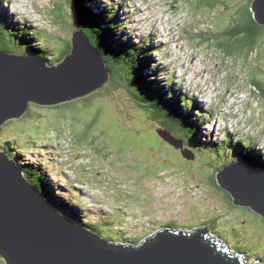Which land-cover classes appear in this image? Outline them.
<instances>
[{"label": "rangeland", "instance_id": "rangeland-1", "mask_svg": "<svg viewBox=\"0 0 264 264\" xmlns=\"http://www.w3.org/2000/svg\"><path fill=\"white\" fill-rule=\"evenodd\" d=\"M12 1L18 2L9 0L8 5H4V1L0 0V8L6 13V22L9 26L17 28L18 25L13 24L17 23L18 16L17 19L28 23L26 19L28 16L41 29V33L47 34L50 43L55 40L58 32L48 22L49 15L42 12V5L46 6L43 0H39L41 4L37 0L34 2L20 0L22 6H25L26 12L20 10L22 8L18 3L11 7ZM44 1L48 3V1ZM134 1L139 7V12L136 17L128 21L133 29L128 32L129 44L130 41L135 43L146 41L148 43L145 47L146 51L147 47L152 51L158 50V53L152 56L154 60L149 58L150 61L157 62L155 65L158 68H160V64L164 63L163 66L168 69L164 74L158 71L152 63L146 69L150 71L149 80L158 81L163 89L169 87L172 93L177 92L184 101L186 95L181 93L180 85L168 82L171 80L170 74L175 76L173 80L176 82L180 83V79L187 82L188 90L193 89L192 96L197 98L198 109L204 112V116L199 118L201 119L199 121L192 110L190 111L191 120L194 124L199 125L196 138L201 141V147L204 148L205 144L214 145V142H224L225 145H229L227 140V142L224 141L229 134L232 137H237L238 142L250 144V147L258 143L257 147L261 150L260 148L264 147V96H261L263 99L261 103L258 90L254 89L253 82L264 85V56L260 52H264L263 48L260 46L255 48L256 52L254 53L257 54V58L251 57V53L248 55L242 53L241 50L221 54L218 38L211 34L204 36L205 32L219 33L230 27V24H235L236 13L239 8L248 7L249 0H224L218 3L191 0V3L184 4L183 0H180L176 5L177 13L171 10L167 0H143L144 3L141 0ZM51 3L53 2L51 1ZM51 3L48 4L52 5ZM16 6L23 13H20L15 8ZM5 7L11 12L9 13ZM147 7H150L148 10L150 13L148 15V12L145 11L146 17L141 10ZM130 10L132 9L130 8ZM14 12L17 13V16L10 18V14H16ZM157 17L161 21H158ZM236 19L241 23L239 15L236 16ZM19 23L21 22L19 21ZM153 27H157L160 31L161 37L158 35L159 31H155L160 41L157 40V35L151 32L154 30ZM0 30L1 34L7 35L11 40L22 38L16 31ZM68 30L67 26L62 25L60 32L70 41ZM174 31L180 35H172L171 32ZM32 34L39 35L36 32ZM122 37L125 38L124 35ZM122 37L118 35V38ZM205 38L210 41L207 43ZM197 39L200 45L197 43ZM188 41L189 44H187ZM153 42H157L156 47H151ZM18 43L22 48L27 49L25 41H18ZM140 51L144 54L143 50ZM261 56L263 57L261 58ZM140 57L137 55L136 60L138 61ZM169 58L170 60H168ZM136 60H133L135 68L138 67ZM140 62L142 63L143 60ZM201 64L207 66L206 68L209 70L207 74L210 73V75H204ZM181 67L185 68V74L177 71ZM197 72L200 73L199 77H197ZM217 72L223 79L218 77ZM212 75L215 77L211 79ZM233 78L236 82L231 84ZM206 79L211 80L210 86L206 83ZM216 83L217 93L220 95L214 92ZM137 87L142 88L141 84ZM231 94L236 97L235 101L242 100V104L237 105L242 111L240 112L241 116H234L235 113L238 115V112L235 111L225 117L219 115L220 119L224 118V123L218 120L217 116L212 119L205 117L207 111L211 109H215L216 112L217 108L223 107L224 110L230 111V106H235V104L231 105L234 101L230 97ZM106 95L113 96L111 92H107ZM208 98H211L213 102L215 99L216 103L218 102L221 106L217 105L216 108L213 104L210 109L206 110L203 100ZM123 100L124 98L120 96H114L112 101L116 102V109L113 106L109 110L103 99L91 104L74 101L71 102L73 104L64 103V107L60 106L57 109L45 108V112H41L40 118L35 116L21 121L20 118L4 126L2 128L4 133H0V144L10 140L23 149H33L37 154H41L37 157L36 164L41 165L43 178L48 179L51 183L46 191L51 192V188L54 187L60 197L77 205L85 216L97 222L98 228L102 231L100 234L103 233L102 236L115 240L122 238L124 232L121 233V230L128 226L126 235L147 237L160 229V225L172 214L169 221L173 227L195 229L205 226L211 230L213 227L214 232L221 240L229 242L234 249L250 256L251 262L254 257H259L260 261L264 260V219L259 217L256 212L234 208L233 204L230 207L226 199H222L219 194L218 201L210 200L207 198L209 194L204 192L205 188L206 191H209V187L215 188L209 186V182L206 180L215 176L221 168L231 163L227 159L233 158L235 154H227L226 159V153L222 149L219 154L223 160L217 162L219 154H215L213 160L214 152L204 149L203 157L200 154L198 156L210 165L205 168L202 160L195 161L199 176L198 178L195 176L196 179L193 180L188 174V161L185 160L181 163L178 154L170 153L167 146L161 148L159 146L160 138L155 135L154 131L144 132L145 125L141 123L142 115L136 111L128 113L132 109L126 107ZM226 100L228 101L225 102ZM34 111L40 110L32 109L30 115H34ZM229 118L234 120L226 123V120H230ZM205 119L208 120L205 121ZM234 128L243 135H239L237 131L229 132ZM245 131L248 132L244 133ZM184 140L186 141V139ZM23 149L20 150L23 156L19 159L16 158L15 162L19 161L20 164L25 165L35 163L34 155L24 153ZM47 149L49 151H46ZM160 151H165L167 156L161 157ZM261 153L263 152L261 151ZM81 163L83 164L80 165ZM249 163L254 167V164ZM167 165L168 168H165ZM33 170L36 173H41L37 168H33ZM168 172H170V179L167 182L156 186L154 191L148 188L153 189L156 183L146 182L147 179L144 176L149 175L152 180L162 176V180L165 181L169 177ZM175 178L180 180L179 186H175ZM182 178L185 180L183 184ZM101 180H104L101 184L105 190L100 186ZM199 181L201 182L199 183ZM36 182L38 183L40 180L37 178ZM215 191L219 193L217 190ZM162 204H168L164 205L167 210L171 205L168 212L156 210ZM131 207L139 214L130 210L126 216L136 219L137 222L124 215L126 209ZM143 217L148 221H157L148 223ZM207 232L213 236L210 231L207 230Z\"/></svg>", "mask_w": 264, "mask_h": 264}, {"label": "water", "instance_id": "water-1", "mask_svg": "<svg viewBox=\"0 0 264 264\" xmlns=\"http://www.w3.org/2000/svg\"><path fill=\"white\" fill-rule=\"evenodd\" d=\"M251 8L256 22L264 26V0H254ZM71 33L70 53L52 67L31 56L0 54V128L21 118L27 102L64 107L104 89L109 80L104 59L84 31ZM156 132L185 160L194 159L182 141L167 131ZM216 179L235 206H250L264 217V172L236 162ZM206 228L190 235L166 229L138 248L108 244L46 206L13 161L0 152V256L5 264H242L241 256H226V249H216L220 244L205 239Z\"/></svg>", "mask_w": 264, "mask_h": 264}, {"label": "trees", "instance_id": "trees-1", "mask_svg": "<svg viewBox=\"0 0 264 264\" xmlns=\"http://www.w3.org/2000/svg\"><path fill=\"white\" fill-rule=\"evenodd\" d=\"M179 0H169V4L171 8H175L176 4L178 3ZM253 0H249V7L246 8H239L238 12L236 13V16L239 15V19L241 20V23L237 21L236 16L234 17L235 20V26L233 28V35H235L234 41H233V49L232 50H241L242 53L249 54L251 53V57L257 58V54L255 48L257 46H262L264 45V27L258 25L254 19L253 15L251 12V5H252ZM94 0H62V3H59L58 5V17L62 22H65V25H69V31L73 30H82L86 34V36L89 39L90 44L96 48L100 55L103 58H106L108 63L110 64L108 68V72L110 73V81L111 84L113 85H118V87L123 86V91L126 92V97L130 102V109L136 111L138 114L142 115V117L150 124L146 126L149 130H163L170 132L175 138H178V134L180 135V139H186L184 140L185 144L184 145V150H189V153H192L191 155L193 156L192 161H188L189 165V170L188 174L191 175L194 179L195 176H199L198 170L195 167L197 161H203V158H200L195 152L193 153V150L190 148H194L198 154L202 156V152L204 149H209V151L214 152L213 160L215 159V154H219V152L223 149L226 154H235L237 153V148L231 144V142L234 140V138H229L227 141L229 142V145H225V143H216L213 144H205V147H201L202 143L201 141L197 140L196 136L198 134L199 130V125L196 123H192V125L185 127L183 124H190L189 121V113L185 107L187 105H184V102L178 97L176 98L175 93H170L167 91V88L163 89L162 86H160L159 82L156 80H149L148 75L146 74L145 70L153 63L150 61V59H145L143 60V64L141 67L135 68L132 64H128V68L131 70L132 73L129 72V70L126 67V64L123 61H127V59L123 60L121 59V53L123 52L121 49L124 47V42L122 40L118 41H112V38L110 37L108 31L104 27V22H103V16L108 12L110 13L107 9H98L97 5L95 4ZM95 6L97 8V11H95ZM109 6H112V10H114V5L111 4ZM230 7V6H229ZM105 9V10H104ZM107 10V11H106ZM242 10V11H241ZM106 11V12H105ZM31 27V26H30ZM30 29V28H29ZM38 33L41 34L42 36H45L46 34L44 32L41 33V31L38 30ZM226 33V32H225ZM1 34V31H0ZM237 37V38H236ZM195 38V37H194ZM227 38V37H226ZM39 38L36 40L38 41ZM231 40V39H229ZM59 41V40H58ZM47 43V42H46ZM58 43V42H57ZM56 43V44H57ZM225 43V42H224ZM4 45V44H3ZM3 45H0L2 47ZM7 46H10V43L7 42ZM65 51L58 54L59 57L55 58L52 60V65L57 62H62L65 57L70 53V50L68 47L70 46V41L64 44ZM220 45H218L219 47ZM222 46V43H221ZM20 47V45L16 46ZM128 47H131L130 44L126 46V51L128 53ZM28 48V46H27ZM49 51L46 52L45 47H41L40 50L32 49L30 48V52L43 56V55H48V56H53L52 54L56 56V53L59 52L60 44L57 46L50 45L49 46ZM2 49V48H1ZM28 52V50H26ZM140 52L139 47H137V44H134V47L132 48V55L136 60V53ZM143 54V53H142ZM144 56V54H143ZM137 61V60H136ZM137 63L141 64V62L138 60ZM145 69V70H144ZM150 77V75H149ZM127 83V84H126ZM142 86L140 89L137 87L138 85ZM157 86V87H156ZM257 89L261 93V95L264 96V85H257ZM166 90V91H165ZM134 92V95H133ZM129 97H128V95ZM130 98V99H129ZM131 100V101H130ZM134 105H133V104ZM179 103L181 105H179ZM62 106V105H61ZM60 107V106H59ZM59 107H56L59 108ZM195 104L193 105V110H195ZM193 112V111H192ZM27 117H30L28 115ZM25 117V118H27ZM156 135V133H155ZM158 137V136H157ZM160 143L159 146L161 148H164L167 146V144L159 139ZM226 141V139H225ZM226 141V142H227ZM189 142V143H188ZM237 146L243 147V149L250 150V145H247L246 143H236ZM8 146V145H7ZM168 147V146H167ZM254 149V147H252ZM168 149L171 151L170 153H176L178 154L181 163L185 161V159L182 157V155L175 151V149H172L171 147H168ZM8 150V149H7ZM254 151V150H250ZM261 152V151H260ZM11 153V152H10ZM10 153L8 155L10 156ZM165 153V151H164ZM166 154V153H165ZM264 154V152H263ZM203 157V156H202ZM219 160L217 162L222 161L223 159L220 157V154L218 155ZM234 161V158L232 159ZM240 160V159H238ZM16 159H14V163L16 164ZM196 161V162H195ZM210 161V160H209ZM251 162H255L258 165H262V162L259 159H253ZM212 164L214 162H211ZM230 164V163H229ZM19 165V164H18ZM25 165V164H24ZM210 164H206V161L204 162L205 168L207 166L209 167ZM248 165L251 168H254L250 163ZM22 166V167H21ZM27 171H29L34 178H40L42 181L41 186V195L45 199H49L50 204L53 206H56L51 200L55 197V192H53V189L51 188V192H47L46 188L50 187V184H48L43 178H41V175L39 173H36L32 167H30L28 164L25 165ZM227 166V165H226ZM225 166V167H226ZM225 167L221 168L219 171L224 169ZM20 168H23V165H20ZM168 168V165L165 167ZM179 169V168H178ZM256 169V168H254ZM259 170H262L258 168ZM257 169V170H258ZM180 170V169H179ZM264 172V170H262ZM145 179L147 180H152L151 176L147 175L144 176ZM143 177V178H144ZM159 178V177H158ZM157 179V178H156ZM153 179V180H156ZM200 180V179H199ZM215 176H211L207 182H209V186H214L215 188L209 187V191L207 192L209 195L207 196L208 199L218 201V194L222 197V199H226V202L229 203V206L232 207V200L230 196L222 191L221 187L214 182ZM197 181V180H196ZM28 183L29 185H34L37 187V185L33 182V180L29 179ZM201 181H199L200 183ZM208 187V186H206ZM204 190V189H203ZM215 190H217L219 193H217ZM48 195V197H47ZM68 200V199H66ZM62 201V200H61ZM222 204V203H221ZM59 207H61V203L58 204ZM234 208L239 209L238 207L233 206ZM224 209V208H223ZM55 211V210H54ZM56 212V211H55ZM260 217V216H259ZM262 219V218H261ZM263 220V219H262ZM202 228H205V226H202ZM208 228V227H207ZM214 236L221 238L216 235L214 232V228L212 227V230L208 228ZM184 230H189V229H184ZM93 232V231H91ZM123 233V232H121ZM96 234V233H95ZM103 234V233H102ZM188 235L192 234L191 232L187 233ZM100 236V233L98 234ZM233 235V234H232ZM225 244H229V242L221 240ZM230 245V244H229ZM237 251V250H236ZM237 253H242L240 251H237ZM243 254V253H242ZM245 254V253H244ZM250 255V254H249ZM247 256V255H246ZM251 258L250 256H247ZM255 258V257H254ZM260 261V259H258Z\"/></svg>", "mask_w": 264, "mask_h": 264}, {"label": "clouds", "instance_id": "clouds-1", "mask_svg": "<svg viewBox=\"0 0 264 264\" xmlns=\"http://www.w3.org/2000/svg\"><path fill=\"white\" fill-rule=\"evenodd\" d=\"M30 1H32V0H29L28 2H30ZM40 4H41V2L39 1V0H37ZM53 3H52V7H50V6H43L42 5V12L43 13H47L48 15H49V20H48V22H51V23H53V24H55V29H56V31L58 32V35L56 36V38H55V40L52 42V43H50V41H48L49 40V37H47L46 35L45 36H42L41 34H39L38 33V30L39 31H41V29H39L37 26H36V24L34 23V21H31V17H29V20H30V22H28V25L27 24H25V22L23 21V20H21V19H17L16 18V21H17V23H18V28H22V30L26 33L25 34V36L24 37H22V38H24V39H22L21 38V41H25V43L24 44H26L27 46H28V52L24 49V48H20V47H16V46H18V45H20V43H18V42H15L14 41V39L13 40H11L10 39V41H9V43H10V46H11V48L12 49H14L15 47L16 48H18V49H20L21 50V53H20V55L19 56H23V57H27L26 56V54L28 55V56H31V57H34V58H38V59H41V60H43L44 62H45V66L46 67H52V66H55V65H58L59 63H61V62H59V63H57V62H55L53 65H52V60H54L55 58H58L59 57V55H57V57H55V55L54 54H52L53 56H48V55H43V56H39V55H35V54H32L31 52H30V48H32V49H39V47L41 46V44H43V47H45L46 48V52H48L49 51V46L50 45H54V46H57L58 44H60V50H59V52L60 53H62V52H64L65 51V46H64V44H66L67 42H69V40L68 39H66L61 33L62 32H60V29L62 28V25H64L65 27L67 26V25H65L64 23L66 22L67 23V21H64V22H62L61 20H60V18L58 17V5H59V3H62V0H51ZM95 1V4L97 5V7H98V9H103V8H105V9H107L110 13H106L105 15H104V17H103V22H104V27L106 28V30L108 31V33H109V35H110V37L112 38V41H118V38L113 34V30H115V31H119V32H121L122 30L124 31V32H126L128 29H129V31L130 30H133V29H131V27H130V24H128L129 22V20H132V18L133 17H136V15H137V12H139V7L136 5V2L134 1V0H112V4L114 5V10H112L113 8H112V6H109V5H111V0H94ZM180 1V0H179ZM179 1H178V3H179ZM203 1H205L206 3H208V2H215V3H218V2H223L224 0H203ZM254 1V0H253ZM252 1V2H253ZM27 2V3H28ZM34 2V1H33ZM57 2V3H56ZM16 3H18V2H14V4H16ZM43 3H45V1L43 0ZM167 3H168V5H169V0H167ZM177 3V4H178ZM184 3H191V0H183V4ZM19 4V3H18ZM94 4V5H95ZM176 4V5H177ZM225 5V4H224ZM252 6V5H251ZM111 7V8H110ZM249 7V6H248ZM17 10H19V8H18V6H16L15 7ZM130 8L132 9V10H130ZM170 8H171V6H170ZM175 8H176V6H175ZM171 8V10H173L174 11V13H177L176 11H178V8ZM182 8V6H180V9ZM225 8H226V6H225ZM251 9V12H252V15H253V19H254V12L252 11V8H250ZM20 11V10H19ZM95 11H97V8H96V6H95ZM131 13H130V12ZM180 11V10H179ZM224 11H225V9H224ZM223 11V12H224ZM21 13H23L22 11H20ZM112 12V13H111ZM173 13V14H174ZM38 14V13H37ZM39 15V14H38ZM114 15H116V16H114ZM125 19V20H124ZM19 21L21 22L20 23V25H19ZM254 21L256 22V20L254 19ZM257 23V22H256ZM258 24V23H257ZM259 25V24H258ZM31 26V27H30ZM69 26V25H68ZM67 26V27H68ZM123 26H126V28H123ZM234 26H235V24H230V27H228L226 30H224V31H222V32H219V33H213V32H205L204 33V36H208V35H213L214 37L216 36L217 38H218V40H219V42H220V44H218V45H220L219 46V48H220V51H222V52H220L221 54H225V53H230V51H235V50H232L233 49V41H234V39L235 38H233V37H235V35H233L232 33H233V28H234ZM8 27H10V28H13V27H11V26H9V25H6V27H5V25H4V27H3V29H6V28H8ZM25 27H27V28H25ZM30 28V29H29ZM14 29V31H16V29L15 28H13ZM21 29H19V31L21 32L22 31ZM128 31V32H129ZM33 32H36V33H38L39 35H36V36H34L32 33ZM68 32H69V35H68V38H70V45H71V37H72V31L70 32L69 30H68ZM128 32L126 33V39H128ZM226 32V33H225ZM152 33H155V31L154 32H152ZM123 34V33H122ZM156 34V33H155ZM4 35L5 34H0V40H2L3 39V37H4ZM157 35V34H156ZM31 36H34L35 37V41H28L27 39H29V37H31ZM41 37V39H38V41L36 40L37 38H40ZM157 37H158V35H157ZM160 37V36H159ZM158 37V38H159ZM182 37V36H181ZM227 37V38H226ZM6 38H8V36L6 37ZM237 38V37H236ZM181 39V38H180ZM194 39H196V38H194ZM229 39H231V40H229ZM59 40V41H58ZM205 41H207V43H208V41H210V40H208V38H205L204 39ZM217 40V41H218ZM197 41V43L200 45V43H199V41H198V39L196 40ZM47 42V43H46ZM58 42V43H57ZM123 42L125 43H123L124 44V47L121 49L123 52L121 53L122 55H121V59H122V61L125 59H127V56H126V43L128 42V41H126L125 39L123 40ZM182 42V41H181ZM225 42V43H224ZM57 43V44H56ZM183 43V42H182ZM221 43H222V46H221ZM187 44H189V41L187 42ZM191 45V44H190ZM193 46V45H192ZM261 48H263V50H264V45H262V46H260ZM70 48V46L68 47V49ZM194 48H196V47H194ZM193 48V49H194ZM96 49V48H95ZM97 50V49H96ZM226 50H229V51H226ZM98 51V50H97ZM99 52V51H98ZM143 52H144V59L143 60H145V59H148L149 58V56L147 55V51L146 50H144L143 49ZM262 54H263V56H264V52L263 51H260ZM261 53H260V55H261ZM100 54V53H99ZM8 55H13L12 53H8ZM194 55V54H193ZM263 56H261V58L263 57ZM102 57V56H101ZM129 57H130V59H131V61H132V65L134 66V64H133V60H134V58L133 57H131L130 55H129ZM103 58V57H102ZM104 59V61H105V63H106V67H107V69L110 67L109 65V63H108V61H107V59L106 58H103ZM133 59V60H132ZM128 60V59H127ZM168 60H170V59H168ZM125 64H126V67H127V69L129 70V72L130 73H132L131 72V70L128 68V64L129 63H127V61H123ZM157 62H153V64H156ZM262 63H263V61H262ZM143 63H141V64H139L138 63V67H141V65H142ZM164 64V63H163ZM155 67H156V69L158 70V71H161V72H163L164 73V70L166 71V66H163V65H161L160 64V68H158L156 65H155ZM109 70H110V68H109ZM109 73V72H108ZM165 74V73H164ZM175 82H176V80H175ZM173 83V84H178L179 82H176V83ZM127 84V83H126ZM257 85H263L262 83H260V84H258V83H256V82H253V86H254V89L255 90H258L257 89ZM123 86H121V87H118V85H113V84H111V81H110V73H109V80H108V82H107V84L105 85V87H104V89L102 90V91H100V92H98L97 93V95L96 96H93V97H87L86 99H78V100H75V101H82V102H85L86 104H91L92 102H95V101H101L102 99L103 100H105L106 101V104H105V106H107L108 107V110H109V108L110 107H113V106H115V109H116V102H114V101H112L113 100V98H114V96H120V97H122V98H124V100H123V103H124V105L126 106V107H129V109H130V102H129V100L127 99V97H126V92L125 91H123V88H122ZM168 92H170L169 90H167ZM107 92H111L112 94H113V96H107L106 94H107ZM170 93H172V92H170ZM175 93V95H176V98H177V92H174ZM173 93V94H174ZM181 93L182 94H185L186 95V100L184 101V99H183V102H184V105H187V108H190V107H193V105L194 104H198L197 103V98L195 99V96H192L193 94H189V93H187V92H185L183 89H181ZM258 94H259V99H260V101H261V103L263 102V99H262V97L261 96H263V95H261V93L259 92V90H258V92H257ZM197 94V93H196ZM128 95V94H127ZM128 97H129V95H128ZM230 97H231V99L232 100H234L233 101V103L231 104V105H234L235 104V106H230V111H226V110H224L223 109V107H221V108H217V103L216 102H210V103H206L205 101V104H206V110H208V109H210L211 107H212V105L213 104H215V106H216V108H217V111L215 112V109H211L210 111H207V118L209 117V119H212V117H214V116H217L218 117V120H221L223 123H224V118H222V119H220L219 118V115H224V117L225 116H228V115H230L233 111H235V112H238V116H241L240 115V112H242L241 111V109L240 108H238L237 107V105H240V104H242L241 103V99H238V101H235V96L233 95V94H231L230 95ZM182 98V97H181ZM130 99V98H129ZM111 101L113 102L112 104H111ZM131 101V100H130ZM228 100H226L225 102H227ZM72 102H74V101H72ZM67 104H73V103H67ZM133 104V103H132ZM258 104V103H257ZM130 105V106H129ZM134 105V104H133ZM220 105V104H219ZM56 107H59V105H55V106H39V105H36V104H30L29 106H28V109H27V113H25L22 117H21V119H20V121L21 120H23V119H28V118H33V117H35V116H37L38 118H40L41 117V112H45L44 111V109L46 108V109H56ZM132 107V106H131ZM186 108V107H185ZM186 108V109H187ZM32 109H39L40 111H34L35 112V114L34 115H30V113H31V110ZM132 111H134V110H130V111H128V113H131ZM118 113H120V112H118ZM28 115H30V117H27ZM25 117H27V118H25ZM230 120H226V123H229L230 121H232V120H234V119H231V118H229ZM16 120H18V119H12V120H9L8 122H6L1 128H0V133H4L3 131H2V128L4 127V126H7V125H9L12 121H16ZM208 120V119H207ZM189 121H190V124L188 125V124H183L185 127H188V126H190V125H192V120L191 119H189ZM141 123L143 124V125H145V131L144 132H147L149 129L148 128H146V126L148 125V124H150V123H148L144 118H143V120L141 121ZM152 131H154V130H152ZM155 133H156V135H157V132L156 131H154ZM239 132V134H241V132L240 131H238ZM246 132H248V131H245L244 133H246ZM211 135V134H210ZM225 135V134H224ZM223 135V136H224ZM158 136V135H157ZM230 135L228 134L227 135V137H229ZM227 137H226V139H227ZM230 138H234V140L231 142V144L233 145V146H235L238 150H237V153H235V155L233 156V158H234V162H237V160L238 159H240L241 161H243V162H246V163H249V162H251L253 159H259L261 162H262V165H258V164H256L255 162H251L252 164H254V168H256V169H258V168H260V169H262V170H264V154L263 153H261L260 152V150L259 149H257V147L256 146H254V145H251L252 147H254V151H250V150H247V149H243V147H241V146H237L236 145V143H238V141H237V137L235 138V137H232V136H230ZM178 140V139H177ZM180 141H182V139H180ZM183 142V141H182ZM239 143H244V142H241V141H239ZM15 144H17V143H15V142H12V141H10V140H7V141H5L4 143H2V144H0V152H3L4 153V155H6V154H8V153H10V157L8 158V160L10 161V160H12L13 162H14V159H19L20 158V155H21V149H23L22 147H20L18 144V146L20 147L19 148V150H17L16 148H15ZM167 144V143H166ZM8 145V146H7ZM184 145H186L184 142H183V148H184ZM167 146L168 147H171L172 149H175L174 147H172V146H170L169 144H167ZM8 149V150H7ZM192 150H193V153L195 152L197 155H198V152H196L195 150H194V148L192 147L191 148ZM24 150V149H23ZM25 152H27V153H30V154H32V155H34L33 157L35 158V163H32V164H28L30 167H32V168H37V169H39L40 170V175H41V178H43V176H42V173H43V171H42V168H41V165L40 164H36L37 163V157H39V156H41V154H37L33 149H28V150H24ZM46 151H49V149H47ZM175 151H177V152H179L180 153V151L179 150H176L175 149ZM160 154H161V157H163V156H167V154H165L164 153V151H160ZM181 154V153H180ZM190 154H192V153H190ZM233 158H229V159H227V154H226V159L228 160V161H231ZM19 164V165H18ZM83 163H81L80 165H82ZM20 165H23V168H20ZM15 167L16 168H18L20 171H21V174H22V178L26 181V183L28 184V183H30L29 182V179H31V180H33V182L37 185V187H35L34 185H32V189H34L35 191H36V194L37 195H40V199L42 200V202L45 204V205H47L48 207H50L51 209H53V210H55L56 211V213L57 214H59L60 216H62V217H64L65 219H67L69 222H71L72 224H74V225H76V226H79V227H81V228H83V229H85V230H87V231H89V232H91V231H93L94 233H101L102 231H100V229L98 228V224H97V222L95 221V220H93V219H91V218H88L87 216H85L84 214H83V211L82 210H80V208L77 206V205H75L74 203H72V202H70L69 200H66V199H64V198H62V197H60L59 195H58V193H57V190L53 187V192H55V197L51 200V202H53L56 206H53L52 204H50V201H49V199H45L42 195H41V193H42V191H41V186L43 187V185H41L42 184V181H41V179L40 178H38L39 180H40V182H41V184H40V182H36V179L37 178H34L33 176H32V174L29 172V171H27V169H26V166L24 165V164H20L19 163V161L15 164ZM22 167V166H21ZM171 172V171H170ZM170 172H168L167 173V175L170 173ZM159 178H157L156 180H147L146 182H148V183H150V184H153V183H156V185H155V187L152 189V188H150V187H148V186H146V187H148L150 190H152V191H154V189L156 188V186H160V184H163V182L165 183V182H167L169 179H170V174H169V177H168V179L167 180H165V181H163L162 180V176L160 177V176H158ZM179 177H180V174H179ZM184 178V177H183ZM182 178V184L185 182V180ZM215 178H216V175H215ZM48 184H51L50 182H49V180L48 179H45V178H43ZM192 179L193 180H195L193 177H192ZM102 181H104V180H101L100 181V186L105 190V188L102 186ZM31 184V183H30ZM144 184H146V183H144ZM108 185H111L110 183H108ZM179 186L180 185V180L179 179H176L175 178V186ZM31 186V185H30ZM41 191V193H40V191ZM62 200V201H61ZM59 203H61V207H59ZM164 205H168V204H162L161 206H159V207H157V211L159 210V211H161V212H164V211H166V212H168V210H169V208H170V206H169V208H168V210H167V208H165L164 207ZM132 208V207H131ZM127 208L126 209V211H125V213H124V215H125V217H128V219L129 218H131L130 216H126V213L127 214H129L128 213V211H134L135 213H137L136 212V210L134 209V208ZM248 211V210H247ZM170 212V211H169ZM132 214V213H131ZM137 214H139V213H137ZM141 215V214H140ZM142 216V215H141ZM172 217V214H170V218ZM144 218V217H143ZM170 218L168 219H166L164 222H163V224L162 225H160V229H158L157 231H155L153 234H151L150 236H147V237H150V238H152L154 235H156L157 233H159V232H162L163 230H166V229H168V231L169 232H172V233H177V232H179L180 230L185 234V235H188L187 233L188 232H196L197 230H204L205 228H202V227H198V228H196V229H189V230H184V229H179V228H176V227H173L172 226V224H171V222L169 221L170 220ZM131 219H134V218H131ZM145 219V218H144ZM134 220H136V219H134ZM146 220V219H145ZM148 223H153V222H155V221H157V220H155V221H148V220H146ZM136 222H137V220H136ZM135 222V223H136ZM127 228H128V226H126V228L125 229H123V230H121L122 232H124V234H123V237L122 238H119V239H112V238H109V237H106V236H104V237H100L101 239H104V240H106V239H109V240H107L108 242V244H114V245H117V246H129V247H133V248H138L139 247V245L141 244V243H143L144 242V239H145V237H143V235H141V236H138V235H135V236H133L132 234H127L126 235V232H127ZM206 230H208V231H210L209 229H206ZM211 232V231H210ZM212 233V232H211ZM100 235H103V234H100ZM214 236V235H213ZM209 232H206L205 233V239H211V237H213ZM216 237V236H215ZM216 239L217 240H215L216 242H218V243H221V244H225V243H223L219 238H217L216 237ZM0 261H1V264H5V262L3 261V259H2V257L0 256Z\"/></svg>", "mask_w": 264, "mask_h": 264}, {"label": "bare ground", "instance_id": "bare-ground-1", "mask_svg": "<svg viewBox=\"0 0 264 264\" xmlns=\"http://www.w3.org/2000/svg\"><path fill=\"white\" fill-rule=\"evenodd\" d=\"M1 1H3V0H1ZM18 1V3L20 4V6H21V8L22 9H20V10H22L23 12H26V9H25V6H22V4H21V1L20 0H17ZM29 1V0H28ZM34 0H32V2H33ZM141 2L142 3H144L143 2V0H141ZM34 4V3H33ZM111 4H112V2H111ZM19 6V5H18ZM20 6H19V8H20ZM181 6V5H180ZM4 7V6H3ZM8 7V6H7ZM184 7V6H183ZM6 8V7H5ZM149 8L150 7H147L146 9H143V10H141V12H142V14H144V16H146L147 17V15H146V13H145V11H147L148 12V10H149ZM7 9V8H6ZM8 11H9V13L11 12L9 9H7ZM105 10V9H104ZM107 11V10H106ZM105 11V12H106ZM181 11V10H180ZM140 12V13H141ZM14 13H16V12H14ZM112 13V12H111ZM149 13L150 12H148V15H149ZM182 14H184V13H182ZM154 15L155 16H157L156 15V13H154ZM15 16H17V13L16 14H10V18H14ZM160 16V15H159ZM104 17V16H103ZM182 17V16H181ZM26 19H27V22H30V20H29V17L28 16H26ZM157 20L158 21H161L158 17H157ZM10 23V22H9ZM8 24V23H7ZM10 24H12V23H10ZM25 24H27L28 25V23H25ZM9 25V24H8ZM13 25H18V23H16V24H13ZM19 25H20V23H19ZM260 26H263V25H260ZM17 27V26H16ZM125 26H123V28H124ZM264 27V26H263ZM25 28H27V27H25ZM15 29H18V27L17 28H15ZM6 30V29H5ZM1 31V30H0ZM8 33V32H7ZM171 34L172 35H180V33H177V32H171ZM198 34H199V32H198ZM114 35L118 38V35H121V37H122V35L123 34H121L119 31H115L114 30ZM195 37H197V35H195ZM200 37H202V36H200ZM119 40H123V39H125L124 37H122V38H118ZM28 41H35V37L34 36H31V37H29V39H27ZM212 40V39H211ZM137 41H138V39H137ZM132 41H130V45H131V47H128V55H132V48L134 47V44H137V47H139V49L140 50H146L145 49V47L148 45V43L146 42V41H139L138 43H135V42H132ZM157 42H153L152 43V45L153 46H151V47H156L157 46V44H156ZM125 44V43H124ZM129 44V40H128V43H127V45ZM88 45H89V43H88ZM126 45V46H127ZM27 46V45H26ZM22 48V47H21ZM26 50H28V48L26 49ZM149 50V51H148ZM151 50V48L149 49L148 47H147V55L149 56V58L150 59H152V60H154L153 58H152V56L155 54V53H158V50L156 51H152ZM160 53V52H159ZM137 55H139V56H141L140 57V59H139V61H142L143 59H144V56H143V54L142 53H140V52H137L136 53V56ZM17 56V55H16ZM26 56H28L27 54H26ZM212 57V56H211ZM214 61V60H213ZM212 63V62H211ZM214 63V62H213ZM164 65V64H163ZM202 65V72H204V75L205 76H207V75H210V73H208L207 74V72L209 71L206 67L207 66H205L204 64H201ZM215 68V67H214ZM146 72V74L148 75V77H149V75H150V71L149 70H146L145 71ZM218 73V72H217ZM200 76V73L199 72H197V77H199ZM205 76L203 77L204 79H205ZM170 77H171V79H173L175 76L173 75V74H170ZM213 77H215L214 75H212V77H211V79L213 78ZM218 77L219 78H222L223 79V77L218 73ZM217 78V77H216ZM170 79V78H169ZM235 78H233L232 80H231V84H234V82H236V80H234ZM150 80H152V79H150ZM221 80V79H220ZM211 82V80L210 79H206V83L208 84V86H210V83ZM219 85H221V84H219ZM157 87V86H156ZM220 87V86H219ZM217 91H218V87H217V83H216V85H215V90H214V92H216L217 93ZM217 94H219V93H217ZM252 94V93H251ZM220 95V94H219ZM219 95H217V96H219ZM177 97L179 98V99H181V97H180V95L177 93ZM224 98V97H223ZM182 100H183V98H182ZM29 103L30 102H27V106H26V108H28V105H29ZM199 104V103H198ZM198 104H195V107H196V109L195 110H193L192 109V111H193V113L195 114V117L197 118V120H199V121H201V119H199V118H201L202 116H204V112L201 110V109H198ZM226 104V103H225ZM179 105H181L180 103H179ZM201 105V104H200ZM217 105H219V103L217 102ZM202 106V105H201ZM221 106V105H220ZM46 107V106H45ZM25 108V109H26ZM202 108H203V106H202ZM187 114H189V118L191 119V114H190V112L189 113H187ZM232 114V113H231ZM234 116H238L236 113H235V115ZM205 117H207L206 116V114H205ZM205 121H207L206 119H205ZM205 121H204V123H205ZM194 123V122H193ZM197 124V123H196ZM235 131H237V129L236 128H234L232 131L230 130L229 132H232V133H234ZM169 134H170V136H172L173 138H175L170 132H168ZM237 133H239L238 131H237ZM236 133V134H237ZM208 134V133H207ZM209 135V134H208ZM239 135H243V134H239ZM239 135H238V137H239ZM178 136L180 137V135L178 134ZM245 136V135H244ZM175 138V139H178V140H180V138ZM246 137V136H245ZM248 138V137H247ZM226 139V138H225ZM225 139H224V141H225ZM227 139H229V138H227ZM226 139V140H227ZM239 140H240V138H239ZM182 141L184 142V140L182 139ZM61 142V141H60ZM185 143V142H184ZM219 143V142H218ZM217 143V144H218ZM214 144H216L215 142H214ZM258 144V143H257ZM257 144L255 145L256 147H257ZM250 145V144H249ZM254 145V144H253ZM214 146H216V145H214ZM258 148V147H257ZM250 150H254L252 147H250L249 148ZM259 149V148H258ZM261 150L260 151H262V152H264V147L263 148H260ZM186 153H189V150H186ZM6 157H8L9 158V155L8 154H6ZM9 161V160H8ZM237 162H240V163H243L244 165H246L247 167H249V168H251L249 165H248V163H246V162H243V161H241V160H237ZM14 163V162H13ZM232 163H236V162H231L230 164H232ZM230 164H228L226 167H228ZM14 166H15V163H14ZM225 167V168H226ZM252 169H254V168H252ZM223 170V169H222ZM221 170V171H222ZM255 170H257V169H255ZM259 170V169H258ZM260 171H262V170H260ZM220 172V171H219ZM218 172V173H219ZM214 182H216L217 184H218V181H217V179L215 178V180H214ZM28 186H30L29 184H27ZM219 185V184H218ZM220 186V185H219ZM31 188H32V186H30ZM221 187V186H220ZM216 189V188H215ZM221 189H222V191H224V192H226L229 196H230V198H231V200H232V204H233V206H235L234 205V203H233V200H234V198L232 197V195L230 194V192H228L227 190H224L222 187H221ZM35 191V190H34ZM36 192V191H35ZM39 197H40V195H38ZM47 206V205H46ZM235 207H238V208H241V209H246V210H248V211H250V212H254L252 209H251V207L250 206H246V207H244V206H242V207H240V206H235ZM50 208V207H49ZM59 215V214H58ZM260 217H262L260 214H258ZM60 216V215H59ZM62 217V216H61ZM64 218V217H63ZM263 219H264V217H262ZM65 219V218H64ZM67 220V219H66ZM68 221V220H67ZM198 227V226H197ZM195 228V227H194ZM196 229V228H195ZM91 233H93L94 235H96L100 240H103V241H105V242H108L107 240H109V239H106V240H104V239H101L100 237H104V236H102V235H100V236H98L97 234H95L94 232H91ZM148 239H150V237H145V239H144V241H146V240H148ZM211 240V243H217L215 240H212V239H210ZM216 249H219V251H222V250H225L226 249V251H227V253H226V256H229V257H232V258H235V256L238 254V256L240 257V260H239V262H242V264H254V263H256L257 262V264H263L264 263V260L262 259L261 261H258V259H259V257H255V258H252L253 259V261L251 262L250 261V258L249 257H247L246 256V254H242V253H237V251H236V249H234L231 245H219V246H217L216 247Z\"/></svg>", "mask_w": 264, "mask_h": 264}]
</instances>
